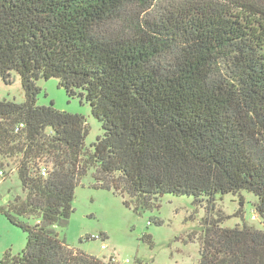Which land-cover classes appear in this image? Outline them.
<instances>
[{
	"label": "trees",
	"instance_id": "1",
	"mask_svg": "<svg viewBox=\"0 0 264 264\" xmlns=\"http://www.w3.org/2000/svg\"><path fill=\"white\" fill-rule=\"evenodd\" d=\"M13 71L25 100L0 98V163L25 195L0 213L28 241L1 264H118L56 229L92 168L136 211L246 189L264 218V0H0V76ZM53 77L102 122L92 148L83 115L38 104ZM222 221L207 220L199 264H264V229Z\"/></svg>",
	"mask_w": 264,
	"mask_h": 264
},
{
	"label": "rangeland",
	"instance_id": "2",
	"mask_svg": "<svg viewBox=\"0 0 264 264\" xmlns=\"http://www.w3.org/2000/svg\"><path fill=\"white\" fill-rule=\"evenodd\" d=\"M12 82L0 76V98L16 102L25 100L21 76L13 71ZM38 104L78 113L85 117L90 132L86 146L103 136L102 122L92 113L89 102L79 95L71 97L60 86L58 78L40 79ZM0 163V205L7 206L16 196L25 195L14 160ZM94 169H90L76 189L74 211L66 227H57L60 235L77 249L108 261L116 256L118 264H199L207 220L222 219V227H235L243 222L264 229V218L257 211L258 197L249 190L197 200L193 195L166 193L152 208L135 210L125 204L127 196L113 190L95 187ZM30 224L35 218H23ZM105 235V239L93 236ZM148 237L151 239L148 240ZM28 234L0 213V264L6 251L19 253L26 246ZM108 245L107 249L102 244ZM126 259L131 262L127 263Z\"/></svg>",
	"mask_w": 264,
	"mask_h": 264
},
{
	"label": "built area",
	"instance_id": "3",
	"mask_svg": "<svg viewBox=\"0 0 264 264\" xmlns=\"http://www.w3.org/2000/svg\"><path fill=\"white\" fill-rule=\"evenodd\" d=\"M3 174H4V172L3 171H0V176H3ZM43 174H46V172L45 171H43ZM93 238H101V239H105L106 237H105V235H100V236H93ZM102 248L103 249H107L108 248V245L106 244V243H103L102 244ZM111 258L115 261V262H120L119 261V259L116 257V256H111ZM126 262L127 263H129V262H131V260L130 259H126Z\"/></svg>",
	"mask_w": 264,
	"mask_h": 264
},
{
	"label": "crops",
	"instance_id": "4",
	"mask_svg": "<svg viewBox=\"0 0 264 264\" xmlns=\"http://www.w3.org/2000/svg\"><path fill=\"white\" fill-rule=\"evenodd\" d=\"M15 254V253H14Z\"/></svg>",
	"mask_w": 264,
	"mask_h": 264
}]
</instances>
